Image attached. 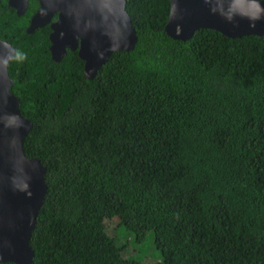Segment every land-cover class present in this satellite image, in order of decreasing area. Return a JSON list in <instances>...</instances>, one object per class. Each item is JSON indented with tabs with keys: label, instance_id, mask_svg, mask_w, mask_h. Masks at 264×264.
<instances>
[{
	"label": "trees",
	"instance_id": "obj_1",
	"mask_svg": "<svg viewBox=\"0 0 264 264\" xmlns=\"http://www.w3.org/2000/svg\"><path fill=\"white\" fill-rule=\"evenodd\" d=\"M124 1L135 46L92 80L75 52L50 60L46 25L0 26L22 38L10 91L45 168L31 264H145L149 243L157 264H264V34L176 41L167 0Z\"/></svg>",
	"mask_w": 264,
	"mask_h": 264
},
{
	"label": "water",
	"instance_id": "obj_2",
	"mask_svg": "<svg viewBox=\"0 0 264 264\" xmlns=\"http://www.w3.org/2000/svg\"><path fill=\"white\" fill-rule=\"evenodd\" d=\"M16 15L27 9L28 0H13ZM163 33L186 41L198 29L213 30L227 38L264 34L262 0H167ZM38 8L27 32L49 24L48 53L52 62L75 52L82 75L92 80L98 68L116 52L131 51L137 37L124 9V0H36ZM13 48L0 39V263L31 264L28 245L46 185L45 168L23 150L31 123L19 111V99L7 64Z\"/></svg>",
	"mask_w": 264,
	"mask_h": 264
},
{
	"label": "flooded vegetation",
	"instance_id": "obj_3",
	"mask_svg": "<svg viewBox=\"0 0 264 264\" xmlns=\"http://www.w3.org/2000/svg\"><path fill=\"white\" fill-rule=\"evenodd\" d=\"M28 6L26 11L24 12V14L22 15H16V11H17V6L15 4V2L13 0H0V26L5 28V30L9 33V29L8 26L10 25L12 29L14 30H22L24 31V33L26 34H31L33 31H35L36 29H40V27L35 28L34 30H31L30 32H27L30 28H28L29 26V22H30V18L33 16L34 12L36 11V9L38 8V4L36 2V0H28ZM28 9H31L30 12H27ZM29 13L27 16L26 14ZM55 21V16H52L49 18L48 23L46 24L47 28H48V32L46 35V41H47V50H48V46H49V34H50V28H49V24L53 23ZM45 26V25H43ZM42 26V27H43ZM41 27V28H42ZM16 32V31H13ZM37 36V35H36ZM0 39L7 42L12 48L14 45L9 43L7 39L12 40L15 43H18L19 41H21V36L17 35L16 37L13 36H9L4 34L2 31H0ZM48 54V52H47ZM49 56V54H48ZM13 85V83L11 84V86Z\"/></svg>",
	"mask_w": 264,
	"mask_h": 264
},
{
	"label": "rangeland",
	"instance_id": "obj_4",
	"mask_svg": "<svg viewBox=\"0 0 264 264\" xmlns=\"http://www.w3.org/2000/svg\"><path fill=\"white\" fill-rule=\"evenodd\" d=\"M123 234L124 233L121 231H117L116 233H113L112 237L114 236L116 237L117 244L123 240L122 239ZM126 242H127V246L125 247V250L127 251V253H129L132 256L137 255V252L141 249L140 247L146 243L145 241L140 245H136L135 247H132L131 245L128 246V242H129L128 240H126ZM153 247L154 246L152 245V243L146 244L145 246V250L143 252L145 264H157L160 262V258L158 257L157 253L153 254L154 257L150 256L151 255L150 251L153 249Z\"/></svg>",
	"mask_w": 264,
	"mask_h": 264
},
{
	"label": "clouds",
	"instance_id": "obj_5",
	"mask_svg": "<svg viewBox=\"0 0 264 264\" xmlns=\"http://www.w3.org/2000/svg\"><path fill=\"white\" fill-rule=\"evenodd\" d=\"M14 50V49H13ZM47 52H48V50H47ZM49 54V53H48ZM13 55H14V53H13ZM13 57V56H12ZM49 58H50V56H49ZM51 60V59H50ZM10 61V60H9ZM61 61V60H60ZM54 63H58V62H54ZM8 74V73H7ZM9 77V76H8ZM12 81V80H11ZM13 83V82H12ZM11 87V86H10ZM10 87H9V89H10ZM19 99V98H18ZM20 111V110H19ZM21 114V113H20ZM25 118V117H24ZM27 119V118H26Z\"/></svg>",
	"mask_w": 264,
	"mask_h": 264
}]
</instances>
